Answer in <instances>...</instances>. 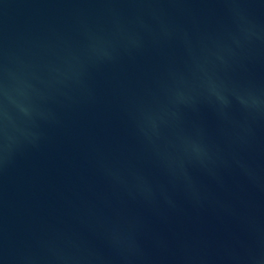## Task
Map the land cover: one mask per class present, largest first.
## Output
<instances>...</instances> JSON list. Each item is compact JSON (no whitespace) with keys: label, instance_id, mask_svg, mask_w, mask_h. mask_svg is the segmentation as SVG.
<instances>
[{"label":"water","instance_id":"obj_1","mask_svg":"<svg viewBox=\"0 0 264 264\" xmlns=\"http://www.w3.org/2000/svg\"><path fill=\"white\" fill-rule=\"evenodd\" d=\"M258 0H0V264H71Z\"/></svg>","mask_w":264,"mask_h":264}]
</instances>
